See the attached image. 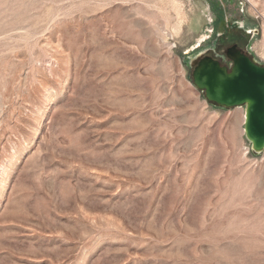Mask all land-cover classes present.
Wrapping results in <instances>:
<instances>
[{"label":"rangeland","instance_id":"obj_1","mask_svg":"<svg viewBox=\"0 0 264 264\" xmlns=\"http://www.w3.org/2000/svg\"><path fill=\"white\" fill-rule=\"evenodd\" d=\"M232 45L264 0H0V264H264V151L191 80Z\"/></svg>","mask_w":264,"mask_h":264},{"label":"water","instance_id":"obj_2","mask_svg":"<svg viewBox=\"0 0 264 264\" xmlns=\"http://www.w3.org/2000/svg\"><path fill=\"white\" fill-rule=\"evenodd\" d=\"M257 33V32H256ZM227 64L201 56L191 64L193 86L209 105L243 108V135L250 151H264V65L232 45L225 50Z\"/></svg>","mask_w":264,"mask_h":264},{"label":"bare ground","instance_id":"obj_3","mask_svg":"<svg viewBox=\"0 0 264 264\" xmlns=\"http://www.w3.org/2000/svg\"><path fill=\"white\" fill-rule=\"evenodd\" d=\"M198 46H199V45H198ZM198 46H196V47H198ZM188 54H189V52L187 53V55H188ZM189 57H190V56H189ZM262 59L264 60V58H262ZM243 120H244V113H243ZM243 120H242V121H243Z\"/></svg>","mask_w":264,"mask_h":264},{"label":"built area","instance_id":"obj_4","mask_svg":"<svg viewBox=\"0 0 264 264\" xmlns=\"http://www.w3.org/2000/svg\"><path fill=\"white\" fill-rule=\"evenodd\" d=\"M262 59V57H260ZM263 60V59H262ZM264 61V60H263Z\"/></svg>","mask_w":264,"mask_h":264}]
</instances>
